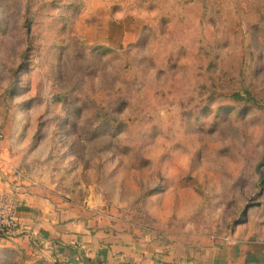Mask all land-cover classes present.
I'll list each match as a JSON object with an SVG mask.
<instances>
[{
	"label": "rangeland",
	"instance_id": "1",
	"mask_svg": "<svg viewBox=\"0 0 264 264\" xmlns=\"http://www.w3.org/2000/svg\"><path fill=\"white\" fill-rule=\"evenodd\" d=\"M0 133L103 244L221 241L264 215V0H0Z\"/></svg>",
	"mask_w": 264,
	"mask_h": 264
},
{
	"label": "crops",
	"instance_id": "2",
	"mask_svg": "<svg viewBox=\"0 0 264 264\" xmlns=\"http://www.w3.org/2000/svg\"><path fill=\"white\" fill-rule=\"evenodd\" d=\"M22 165L15 148L3 143L0 190L7 189L13 179L4 171L9 166L21 169ZM19 201L20 221L32 239L29 240L21 230L9 239L0 237V242L5 247L20 246L37 260L47 261L50 256L59 258L63 255V244L70 248L77 246L87 261L92 263L94 260L91 259L95 258L98 264H264V215L255 217L247 214L246 220L240 221L221 241H207L198 251L189 246L171 247L160 258L162 255L157 257L156 252L131 254L134 251L125 247L116 250L113 244H103L101 239L98 240L101 237L96 235V230L91 228L95 219L90 218L91 214L85 207L77 208L73 201L31 181L29 177L24 181ZM52 242L60 244L53 246ZM89 262L82 260L77 264Z\"/></svg>",
	"mask_w": 264,
	"mask_h": 264
},
{
	"label": "built area",
	"instance_id": "3",
	"mask_svg": "<svg viewBox=\"0 0 264 264\" xmlns=\"http://www.w3.org/2000/svg\"><path fill=\"white\" fill-rule=\"evenodd\" d=\"M3 140V134L0 133V154ZM4 172L7 177L10 176L13 179L9 182L7 189L0 190V237L9 239L23 230L22 232L32 239L31 234L24 230L26 227L22 226L19 215V198L22 191L20 180L23 177V171L9 166Z\"/></svg>",
	"mask_w": 264,
	"mask_h": 264
},
{
	"label": "clouds",
	"instance_id": "4",
	"mask_svg": "<svg viewBox=\"0 0 264 264\" xmlns=\"http://www.w3.org/2000/svg\"><path fill=\"white\" fill-rule=\"evenodd\" d=\"M186 161H187V156L185 155H178L177 158H176V165L177 167L179 166H184L186 164ZM174 171L176 169H173Z\"/></svg>",
	"mask_w": 264,
	"mask_h": 264
},
{
	"label": "trees",
	"instance_id": "5",
	"mask_svg": "<svg viewBox=\"0 0 264 264\" xmlns=\"http://www.w3.org/2000/svg\"><path fill=\"white\" fill-rule=\"evenodd\" d=\"M263 167H264V155H263L261 162L258 165V170L261 173L262 179H263Z\"/></svg>",
	"mask_w": 264,
	"mask_h": 264
}]
</instances>
